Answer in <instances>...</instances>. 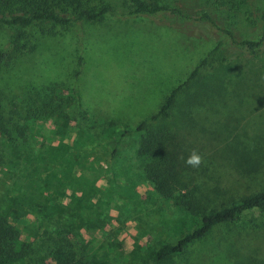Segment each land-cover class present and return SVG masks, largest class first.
<instances>
[{
	"label": "rangeland",
	"instance_id": "374dc122",
	"mask_svg": "<svg viewBox=\"0 0 264 264\" xmlns=\"http://www.w3.org/2000/svg\"><path fill=\"white\" fill-rule=\"evenodd\" d=\"M106 1L116 13L94 22L70 21L42 34L31 27L33 47L15 51L0 64V87L13 86L36 100L29 112L37 113L39 122H19L17 128H33L41 143H55L49 128L57 122L67 128L65 146L88 149L93 165L83 174L118 190L103 208L108 229L128 255L125 264H146L140 246L149 238L155 244L174 239L187 216L161 202L153 184L141 176L135 158L140 133L134 128L204 58L202 79L188 90L197 97L180 94L170 110L168 120L177 128L166 150L176 162L175 174L183 190L211 207L264 189V0H226L222 5L215 0H162L178 13L136 16L125 14L123 0ZM11 32L0 28V47ZM244 40L259 45L250 52ZM54 90L86 118L75 121L68 111L53 118L50 110L58 103ZM90 123L99 130L109 123L111 132L127 130L110 160L106 140L98 137L97 128L88 129ZM86 130L94 137L82 132ZM193 151L201 157L198 166L186 163ZM57 176L41 172L42 188L70 207L72 188ZM1 179L0 193L5 194ZM79 183L76 195L84 193ZM85 198L95 206L93 194ZM72 221L60 230L72 234L78 222ZM230 247L264 258V209L245 211L239 222L216 225L165 264H234L226 256Z\"/></svg>",
	"mask_w": 264,
	"mask_h": 264
},
{
	"label": "trees",
	"instance_id": "16d2710c",
	"mask_svg": "<svg viewBox=\"0 0 264 264\" xmlns=\"http://www.w3.org/2000/svg\"><path fill=\"white\" fill-rule=\"evenodd\" d=\"M215 1L222 5L226 0ZM123 3L126 15L178 13L177 8L162 0H123ZM115 13L116 9L106 0H0V28L12 29L7 42L0 47V64L8 61L15 51L23 53L33 47L28 41L31 27L42 34L54 25L64 27L70 21L94 22L105 14ZM261 17L264 19V11ZM242 44L254 52L259 41L244 40ZM205 62L206 58L195 65L185 80L170 89L156 111L134 128L140 133L135 158L141 176L153 184L161 202L182 210L187 216V222L174 239L155 244L149 238L140 246L146 264H165L183 254L216 225L239 222L245 211L264 209V189L211 207L202 197L183 190L175 174L176 162L166 150L177 128L168 120L170 110L180 94L195 100L198 93L188 90L202 79L199 69ZM14 89L13 86L0 87V177L5 187V194L0 193V264H125L128 255L108 229L110 220L103 208L116 198L118 190L87 179L83 172L91 170L93 165L88 149L65 146L67 128L63 124L53 123L49 128L50 138L57 141L49 140L46 144L41 143L33 128H17L19 122L30 124L31 120L36 123L39 120L37 113L29 112L36 100ZM54 91L58 103L50 110L53 118L67 111L75 121L86 118L69 106V99L62 92ZM94 124L90 123L88 129L97 128L98 137L106 140L105 151L110 160L127 130L111 132L110 123L99 130ZM89 130L82 132L94 137ZM110 139L114 140L110 143ZM77 145L82 146L84 142ZM44 171H53L66 180L67 186L72 188L69 197L73 207L62 206L49 195L48 188H42L40 173ZM77 179L82 180L84 189L80 195L74 192L75 186L81 184ZM110 189L115 191L114 195ZM89 193L95 197V206L87 203L85 194ZM72 220L78 221L72 234V230H60ZM226 256L231 257L234 264H264V258L238 248H228Z\"/></svg>",
	"mask_w": 264,
	"mask_h": 264
},
{
	"label": "clouds",
	"instance_id": "9594fccd",
	"mask_svg": "<svg viewBox=\"0 0 264 264\" xmlns=\"http://www.w3.org/2000/svg\"><path fill=\"white\" fill-rule=\"evenodd\" d=\"M186 163L192 166H198L201 163V157L198 153L193 151L187 158Z\"/></svg>",
	"mask_w": 264,
	"mask_h": 264
}]
</instances>
